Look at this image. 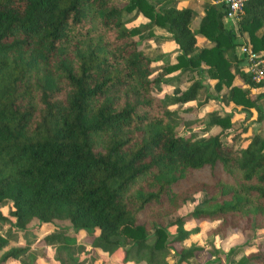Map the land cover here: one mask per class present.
<instances>
[{"label": "trees", "instance_id": "1", "mask_svg": "<svg viewBox=\"0 0 264 264\" xmlns=\"http://www.w3.org/2000/svg\"><path fill=\"white\" fill-rule=\"evenodd\" d=\"M177 2L0 0V206L8 202L11 217L0 212V223L29 230L67 221L122 264H181L202 250L183 244L200 232L195 221L208 219L218 222L208 235L236 228L248 235L241 248L254 245L235 264H264V240L254 243L264 234V137L238 143L247 129L234 128L230 115L212 121L220 131L207 139L183 131L202 83L158 96L157 58L139 37L165 29L180 51L167 73L204 71L259 121L264 84L232 68L226 53L235 60L239 43L223 1L206 4L197 30L194 10ZM134 10L147 22L127 25ZM237 30L264 53V0H245ZM198 37L212 45L199 47ZM199 193L191 210L170 219ZM11 236L0 231V264L29 251L10 245ZM77 239L58 231L41 244L55 245L59 264H83L72 252ZM28 255L22 264H37Z\"/></svg>", "mask_w": 264, "mask_h": 264}, {"label": "rangeland", "instance_id": "2", "mask_svg": "<svg viewBox=\"0 0 264 264\" xmlns=\"http://www.w3.org/2000/svg\"><path fill=\"white\" fill-rule=\"evenodd\" d=\"M177 3L178 6H188L194 10L195 13L190 24L193 30H197L200 21V15L198 12L203 11L208 3L217 4L214 0H178ZM125 19L129 26H137L147 22L137 10L126 15ZM241 35L247 39L246 34ZM139 38H142V47L145 52L151 58H157L155 59L156 62H154L153 75L160 80V83L155 89L158 96L163 97L167 94H178L184 91L193 81H199L202 83V88L198 93L197 99L187 103L193 109L187 112L189 118L185 119L181 125L183 131H192L197 135L198 139H207L209 136L220 131V127L212 124V121L215 118L230 115L232 126L234 128L243 127L247 129V132L238 139V143H240L242 138H246L256 132H260L264 137V120H258V112L254 108L246 109L235 106L230 100L229 88L223 87L221 90H216L214 87V81L209 79L204 71H175L167 73L164 70L163 66L165 64L175 63L176 56L179 54V49L175 47L169 33H167L165 29L154 27L152 28L151 34L146 31L141 34ZM206 43V41H199L198 46L201 47ZM234 50L235 60L229 52L226 53L231 61L232 68L238 66V68L243 69L245 67V55L240 52L239 46H236ZM235 82L237 84L240 83L238 79H236ZM252 90L255 92L258 88H253ZM259 104L264 111V98L259 101ZM183 106V104H180L176 109H180ZM202 198V193L197 194L195 200L191 201L187 207H183L179 213H176L170 219L185 214L188 210H191L194 207L197 200ZM8 210V202L0 206V212L11 219ZM195 224L201 226L202 232L193 237L190 241H187L186 243L184 242L185 244L183 245L189 246L194 243L202 247V250L193 258L189 259V261L181 264H235L243 255L248 254L254 249L253 244L250 245L248 249L241 248V245L248 239V235L240 232L239 229L228 228L225 234L219 233L212 236L208 235V232L216 227L218 224L217 221L200 219L195 221ZM192 226H194V223L187 225L188 228ZM0 231L3 235H7L8 233L12 235L10 237V241H12L10 245L29 247L28 253L23 255L17 264L28 262V254H33L36 262L38 258L39 264H59L56 260L55 245L41 244V238L44 235L58 231L77 236L78 239L72 246V252L83 260V264H122L121 255L115 254L108 256L107 254H102L100 251L90 246L88 242L89 239L84 231H76L67 221H55L46 226H38V224L35 223L32 229L29 230L15 229L11 228V225L9 224L4 225L3 223H0ZM174 233L175 228L172 226L169 227L170 238ZM262 234L263 232L258 233L259 236L254 239V243L264 240V234ZM232 248L236 249V252L230 254L229 250ZM169 260L172 263H176V258L172 252L169 254Z\"/></svg>", "mask_w": 264, "mask_h": 264}, {"label": "built area", "instance_id": "3", "mask_svg": "<svg viewBox=\"0 0 264 264\" xmlns=\"http://www.w3.org/2000/svg\"><path fill=\"white\" fill-rule=\"evenodd\" d=\"M221 1L227 6L225 20L234 27L240 52L245 55L244 65L247 73L253 82L264 84V53L254 52L248 40L237 30V23L243 13L245 0H214L216 3Z\"/></svg>", "mask_w": 264, "mask_h": 264}, {"label": "crops", "instance_id": "4", "mask_svg": "<svg viewBox=\"0 0 264 264\" xmlns=\"http://www.w3.org/2000/svg\"><path fill=\"white\" fill-rule=\"evenodd\" d=\"M198 14L200 15V17H201V15H203V11H201V12H198ZM198 25H199V23H198ZM156 28V27H155ZM158 28V27H157ZM198 28V27H197ZM162 29V28H161ZM193 29V28H192ZM168 33V32H167ZM169 36L171 37V35L169 34ZM199 41H206L207 43L206 44H204V45H207V46H209V45H212V43H210V42H208L207 40H205L204 38H202V37H198V43H199ZM176 47V46H175ZM178 49V48H177ZM180 52V51H179ZM218 223V222H217ZM41 226H46V225H41ZM201 227V226H200ZM202 232V229L200 230V232L198 233V234H195V235H192V236H190V238L188 239V240H186V242L187 241H190L191 239H193V237H195V236H197V235H199L200 233ZM185 242V243H186ZM10 244L12 243V241H10L9 242ZM184 243V244H185ZM191 243V242H190ZM97 250V249H96ZM103 254V253H102ZM17 262H19V261H16V262H13V263H9V264H17ZM37 263L39 264V261H38V258H37ZM179 264V263H178Z\"/></svg>", "mask_w": 264, "mask_h": 264}]
</instances>
